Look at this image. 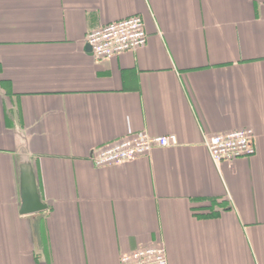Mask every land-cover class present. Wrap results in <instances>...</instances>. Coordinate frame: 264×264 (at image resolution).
Returning a JSON list of instances; mask_svg holds the SVG:
<instances>
[{"label":"crops","instance_id":"0c3cea01","mask_svg":"<svg viewBox=\"0 0 264 264\" xmlns=\"http://www.w3.org/2000/svg\"><path fill=\"white\" fill-rule=\"evenodd\" d=\"M140 16L145 47L109 60L87 35ZM252 129L256 154L203 145ZM141 133L178 145L95 168ZM47 206L21 215V165ZM264 264V0H0V264Z\"/></svg>","mask_w":264,"mask_h":264},{"label":"built area","instance_id":"2783aa9c","mask_svg":"<svg viewBox=\"0 0 264 264\" xmlns=\"http://www.w3.org/2000/svg\"><path fill=\"white\" fill-rule=\"evenodd\" d=\"M148 39L144 20L136 15L91 31L86 43L91 47L94 58L109 60L145 47ZM203 138L204 147L217 165L223 162L234 163L256 154L255 132L249 128L213 136L204 134ZM177 145L175 135L152 137L141 133L95 150L90 160L95 168H106L136 162L149 156L155 149ZM119 264H169V258L166 247L157 244L122 254Z\"/></svg>","mask_w":264,"mask_h":264},{"label":"water","instance_id":"95a60500","mask_svg":"<svg viewBox=\"0 0 264 264\" xmlns=\"http://www.w3.org/2000/svg\"><path fill=\"white\" fill-rule=\"evenodd\" d=\"M86 50L92 54V49L90 46H87ZM20 184L22 201L20 214L30 215L45 211L47 206L42 202L40 193L38 191L36 175L29 163L21 165Z\"/></svg>","mask_w":264,"mask_h":264}]
</instances>
